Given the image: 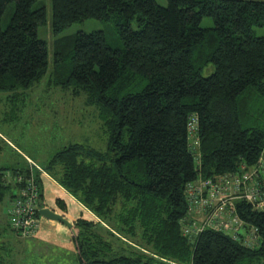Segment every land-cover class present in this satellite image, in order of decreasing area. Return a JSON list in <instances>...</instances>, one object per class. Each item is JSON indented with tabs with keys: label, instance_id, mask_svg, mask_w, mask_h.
Returning <instances> with one entry per match:
<instances>
[{
	"label": "trees",
	"instance_id": "16d2710c",
	"mask_svg": "<svg viewBox=\"0 0 264 264\" xmlns=\"http://www.w3.org/2000/svg\"><path fill=\"white\" fill-rule=\"evenodd\" d=\"M164 1L50 0L54 35L98 20L122 42L112 49L103 31L58 39L50 70L37 34L45 8L0 0V21L15 3L0 26V91L22 97L49 73V86L98 109L109 134L103 153L70 144L44 162L0 166L10 206L0 239L36 240L46 174L95 220L69 228L78 264H264V208L238 195L258 187L264 199V37L253 32L264 0ZM30 189L36 222L22 235L10 214ZM208 214L220 228L184 235Z\"/></svg>",
	"mask_w": 264,
	"mask_h": 264
},
{
	"label": "rangeland",
	"instance_id": "374dc122",
	"mask_svg": "<svg viewBox=\"0 0 264 264\" xmlns=\"http://www.w3.org/2000/svg\"><path fill=\"white\" fill-rule=\"evenodd\" d=\"M158 1L165 4L164 0ZM40 7L46 10V22L38 27L37 34L46 43L50 70L53 66L55 41L77 32L103 31L106 42L112 49L122 48L115 26L98 20L73 23L54 35L51 30L50 0H35L32 9ZM14 11L15 3L11 2L0 21L2 30L7 28ZM212 26L211 18L204 17L200 22L201 28ZM253 32L257 37H264V26L254 27ZM65 63L68 69L71 68L69 61ZM212 72L213 67L209 65L202 75L206 77ZM48 74L22 97L12 98L10 93L0 91V166H22L25 161L33 164L31 156L38 162H44L58 149L70 144H81L102 153L106 151L109 134L102 127L98 109L87 105L82 97L72 98L59 88L49 86ZM46 178L54 181L42 174V179ZM63 191L65 192L64 189ZM9 207L6 196L0 202L1 226L6 225ZM82 212L85 213L83 210ZM80 217L84 219L82 217L85 216ZM86 218L94 220L91 214ZM2 235L0 264H78L68 228L60 232L46 228L39 240L16 239L15 234L10 231H6V234L2 232Z\"/></svg>",
	"mask_w": 264,
	"mask_h": 264
},
{
	"label": "built area",
	"instance_id": "2783aa9c",
	"mask_svg": "<svg viewBox=\"0 0 264 264\" xmlns=\"http://www.w3.org/2000/svg\"><path fill=\"white\" fill-rule=\"evenodd\" d=\"M235 187L237 190H239V185L235 184ZM33 189H30L28 191H25V193L22 194L24 199L22 202H18L15 209L11 212V223L14 224L15 227L21 228V232H23L22 235H27L29 232H32V226L35 225L34 219L32 218V201L35 199V194L30 193ZM256 191L250 192V193H238L239 197L243 199H247L250 202H252L257 208H264V199L261 197L262 192L260 191L261 188L256 187ZM208 204L207 201H204L202 203V206ZM22 221L19 223V221ZM15 221L17 223L15 224ZM192 225L190 227H187L184 229V235H189L192 231L197 229L195 232H200L205 227H212L214 229L220 228V225L215 224V217L214 214H208L205 217V221L200 225L196 226ZM226 230V231H225ZM226 233H231L232 230L229 229V225L224 226V230ZM236 231V230H234ZM236 234V233H234ZM233 236V234H232ZM234 237V236H233Z\"/></svg>",
	"mask_w": 264,
	"mask_h": 264
},
{
	"label": "crops",
	"instance_id": "0c3cea01",
	"mask_svg": "<svg viewBox=\"0 0 264 264\" xmlns=\"http://www.w3.org/2000/svg\"><path fill=\"white\" fill-rule=\"evenodd\" d=\"M43 188H44L43 198L45 202L44 208H48L53 212H55L56 214L63 216L69 223L75 222L77 219H79L80 216H85L82 218L87 219L86 217L88 216L89 213L80 204H78L71 196L66 194L62 188L56 185L54 181L47 178L43 179ZM57 200L62 202V204L65 207V210H62L58 207L56 202ZM82 210L85 211V213L84 212L81 213ZM46 228H50L57 232H60V231H64V229L67 227L58 222H53L43 219L41 221L37 234L34 236L36 240H39L41 234L44 233ZM15 238L19 239L16 236Z\"/></svg>",
	"mask_w": 264,
	"mask_h": 264
},
{
	"label": "water",
	"instance_id": "95a60500",
	"mask_svg": "<svg viewBox=\"0 0 264 264\" xmlns=\"http://www.w3.org/2000/svg\"><path fill=\"white\" fill-rule=\"evenodd\" d=\"M39 216H41L45 220L58 222L64 226H66L68 229L71 228V223H69L63 216L56 214L52 210L48 208H42L38 211Z\"/></svg>",
	"mask_w": 264,
	"mask_h": 264
}]
</instances>
